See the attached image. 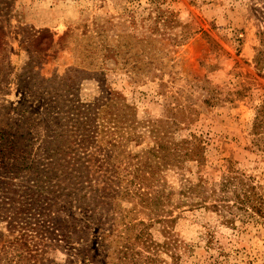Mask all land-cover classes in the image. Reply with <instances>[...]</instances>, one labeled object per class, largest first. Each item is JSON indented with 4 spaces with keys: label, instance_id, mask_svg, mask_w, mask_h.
<instances>
[{
    "label": "rangeland",
    "instance_id": "rangeland-1",
    "mask_svg": "<svg viewBox=\"0 0 264 264\" xmlns=\"http://www.w3.org/2000/svg\"><path fill=\"white\" fill-rule=\"evenodd\" d=\"M157 4L176 26L151 32L141 20L146 0H0V129L20 135L26 163H37L56 153L57 140L77 142L86 105L103 99L100 114L113 119L93 146L82 152L74 141L71 152L109 150L121 178L137 175L121 186L140 180L146 202L160 197L155 213L133 198L110 199L100 231L130 238L137 254L126 264H264V65L254 62L264 0ZM17 175L2 185L13 194L31 177ZM244 191L256 208L235 202ZM45 200L32 209L37 221L25 216L41 234L30 240L35 264L120 263L112 236L106 258H83L85 245L96 253L98 226L68 244L80 208Z\"/></svg>",
    "mask_w": 264,
    "mask_h": 264
},
{
    "label": "trees",
    "instance_id": "trees-1",
    "mask_svg": "<svg viewBox=\"0 0 264 264\" xmlns=\"http://www.w3.org/2000/svg\"><path fill=\"white\" fill-rule=\"evenodd\" d=\"M133 1L139 2L140 0ZM159 1L146 0L149 5L147 7L148 14L141 17L142 24L146 25L151 32L159 31L162 28H173L179 22L173 17L172 13H169V10L161 8L157 4ZM128 16L131 19L134 18V12L128 14ZM187 34L189 35V33H185L184 36H188ZM260 44L254 57L255 65H264V39H261ZM104 104L105 101L101 98L96 102L87 104L85 119L77 123L75 127L78 130L79 128L83 129V132L78 134L77 142L76 139H72L69 142L66 140L67 144L63 140H57L59 148L57 150L54 149L56 153L37 161V163H26L22 154L23 148L21 146L22 141L19 140L20 135H13L12 138L7 139L5 132L2 131L3 128L0 129V241L4 238L3 243L0 244V264H35L39 249L37 244L32 243L30 240L35 237V234L39 233V225L35 222L38 219L32 209H36L37 206L42 207L45 199L44 206L54 204L60 209V204L67 198H69V205L72 204L74 208H80L83 217L79 221L80 224L64 237L68 244L72 240L83 241L81 234L86 233L91 227L98 226V232H96L99 236L98 244L92 249V251L96 250V253L92 257L93 253L89 254L91 249L89 250L85 245L78 252L83 258L87 259V261L97 257L106 258L107 251H110L111 242L113 241L119 264L128 263V259L134 260L137 252L133 251V243L130 238L114 234L113 228L108 229L106 232L104 230L100 231L104 226V221L101 217L103 219L106 218L104 213L112 208L110 199L115 197L136 199L137 203H141L155 213L160 209L157 205L158 201H160L159 192H157L155 198L146 202L148 193L140 188L144 187L140 186L143 184L142 181L137 180L135 184L138 183L139 186L133 190L129 187L121 186L123 182L126 185L133 180L135 181L137 175L134 174L131 180L121 178L112 169L115 158L109 150L103 149V156L99 155L101 154L100 150H96L98 155L93 157L89 154H73L71 152L73 148L70 147L75 141L76 149L85 152L88 147L90 148L100 139L101 130H99V126H102L105 121L109 122L113 119L112 116H109L107 120H104L106 116L100 114L101 107ZM80 106L78 104L76 107V114L79 112ZM70 107L72 108V105ZM71 119L74 120V118ZM192 142L193 148H196V144L194 141ZM193 148L191 147V152ZM199 158L200 155L196 160L201 161ZM24 170L31 173V177L28 183L30 185L27 184L28 180L25 181L26 185H23L21 194H13L17 190L6 185L2 186L3 183L15 185L13 179H17V172ZM66 190H71V192L65 193L64 191ZM235 202L241 205L249 203L251 207L256 208L255 198L245 191L243 195L237 194ZM113 204L119 203L114 202ZM96 209L100 211H95ZM25 216L35 220L31 223L33 224L32 227L28 226L30 221L28 219L25 220ZM67 217L71 220L70 224L79 220L74 211L67 213ZM114 220L115 218H111L113 226ZM61 222L62 224L68 223L67 220ZM124 227L125 231L132 228V226L127 225ZM140 234L141 231L133 238H140L142 235ZM111 236L115 237V239L107 243L106 238ZM106 264L117 263L108 260Z\"/></svg>",
    "mask_w": 264,
    "mask_h": 264
}]
</instances>
